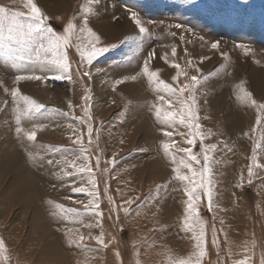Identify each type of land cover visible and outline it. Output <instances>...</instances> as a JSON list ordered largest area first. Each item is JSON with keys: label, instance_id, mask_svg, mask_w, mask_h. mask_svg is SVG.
I'll return each instance as SVG.
<instances>
[{"label": "rangeland", "instance_id": "obj_1", "mask_svg": "<svg viewBox=\"0 0 264 264\" xmlns=\"http://www.w3.org/2000/svg\"><path fill=\"white\" fill-rule=\"evenodd\" d=\"M35 3L49 17L45 24L55 33L61 34L70 19L77 32L70 46L61 49L70 65L67 73L40 70L43 57L37 59L30 51L39 37L27 46L29 50H22L31 60L19 61L7 48L0 49V238L8 257L0 264H167L170 256L196 264V240L184 224L186 188L192 187L200 197L195 207L205 230L206 254L200 264L241 260L261 264L264 112L239 100L235 86L243 82L252 98L264 103V0L246 4L243 0H197L196 6L187 0H100L88 14V27L100 37L96 47H117L91 64L77 51L78 45L82 50L90 47L91 37L79 32L87 0ZM24 5L25 0H0L2 7L28 13ZM129 8L139 13L147 33H138ZM18 19L31 22L28 16ZM217 41L219 49H212ZM240 43L251 49L248 55L236 47ZM152 52L155 55L149 60ZM165 53L168 63L161 58ZM145 60L150 71L158 70V79L177 89V95L157 90L159 86L143 73ZM172 63L181 66L176 80L178 70ZM32 74L45 78L15 81L17 75ZM133 75L135 80L125 79ZM193 75L200 84L180 93L184 85L191 86ZM116 80L124 82L116 84ZM13 88L44 106L28 117L21 116L19 127L35 131V141L16 132L18 105L20 110L27 105L11 95ZM161 95L171 106L158 99ZM85 96L90 97L87 102ZM189 105L195 118H186L183 124L178 117L175 123H164L155 115L156 108L187 114ZM258 115L260 125L256 124ZM165 131L173 135L166 136ZM194 133L198 135L190 145L187 140ZM78 136L82 144L73 143ZM163 143L173 145L167 154ZM212 144L217 147L208 149ZM256 144L261 146L253 160ZM180 148H190L199 159V163L191 161L192 171L184 167L182 161L188 162V154ZM205 150L209 157L206 173ZM78 155L82 158L76 160L77 166L92 168L95 188L87 173H76L65 163L66 157ZM174 169L192 177L194 183L177 179ZM74 187L87 191L73 192ZM207 190L211 191V209ZM89 191H95L97 198L89 196ZM130 193L133 200L129 203ZM97 203L99 208L93 211ZM133 213L137 224L130 229ZM142 215L155 217L157 223L148 229ZM101 233L104 245L94 239Z\"/></svg>", "mask_w": 264, "mask_h": 264}, {"label": "snow or ice", "instance_id": "obj_2", "mask_svg": "<svg viewBox=\"0 0 264 264\" xmlns=\"http://www.w3.org/2000/svg\"><path fill=\"white\" fill-rule=\"evenodd\" d=\"M243 2L246 4L248 3V0H243ZM100 3V0H87V6L85 7L86 15L83 18V24L79 27L80 33H87L88 36L91 37L89 40V48L81 49V47L77 46V51L79 52L80 56L82 58H86L88 64H91L93 59L102 55L103 53L108 52L111 48H116L117 45H111L106 47H96V43L99 42L100 37L91 29L88 27V14L93 13V5H98ZM187 3L196 6L197 0H187ZM25 7H27L30 11L28 13L24 12H18V11H11L6 7L0 6V49L7 48L8 53L13 55L15 59L19 61H24L25 59L31 60V56L25 57L22 54V50H29L27 48L28 45L32 44L34 39L36 37H39L38 41L36 42L35 46H33L30 51L35 54L37 59H40L43 57V62L41 63V71L44 72L47 71H53L58 70L61 73H67L70 65L67 61L66 54H61V49H66L71 44V37L76 34L77 32V25L73 23V20H69L66 26L64 27L61 34H57L54 32V30L45 24V21L49 19L40 7L35 3V0H25ZM130 13V19L134 22V24L137 26L138 33L144 34L147 33L148 29L144 26V22L141 19L139 13L137 11L132 10L131 8L128 9ZM21 16H28L30 21L29 23H22L18 18ZM162 23V22H161ZM176 28H181V24L174 25ZM190 31V30H189ZM174 35V33H173ZM220 44L219 42H213L211 44L212 49H219ZM237 48H240L243 51L244 55H248L251 52V49L243 44H237ZM155 55L154 52L150 53L149 60ZM171 55L175 57L176 55V49L175 47L172 48ZM222 56H226V53H221ZM162 59L165 60L166 63H168V54L165 53ZM204 59V58H202ZM46 62V63H44ZM148 60L144 61L143 65V73L148 77L149 81H154L159 87L158 91L165 90L167 93H170L171 95L175 96L177 95V89L172 88L167 82L158 79V70L157 71H150L148 67ZM189 63H191L189 61ZM172 67L176 68L177 74L175 77H173V80H176L177 77H179L182 73L180 70L181 66L178 63H172ZM184 75H187V73H183ZM84 75H88V73H84ZM44 76L40 75H17L15 77V81L19 82L21 80L25 79H35V80H42L44 79ZM56 79L63 78L62 76H56ZM137 77L135 75L131 77H125V79H132L135 80ZM68 79H71V76L68 75ZM191 86L184 85L182 88L179 89L180 93H183L186 88L195 89L198 84H200V79L193 75L191 76ZM123 80H116V84L123 83ZM237 89H239V95L238 99L248 103L252 106H255L258 113L264 112V103H257L255 99L252 98L251 92L247 91L244 87V83L241 82L235 86ZM5 91H8L7 88H5ZM11 95L14 98H18L19 100H23V102L27 105L26 108L23 110L19 109L18 105V111L20 112L19 115L16 116V124L18 125L16 128L17 134H20L24 132V130L19 127L21 124V116L28 117L33 112H38L43 105L39 104L37 101L33 100L32 98L28 96H24L20 93L19 88H13L11 90ZM86 102L90 99V97L85 96L83 98ZM159 100L165 101L169 106H171L170 100H165V96L161 95L158 96ZM191 100V104H195V98L194 96L189 97ZM69 107H71V103L69 102ZM87 109H85V115H87ZM155 115L158 120H162L164 123H175L177 120V117L179 118V123L183 124L185 123L186 118L194 119L195 116L192 113V107L191 105L188 106V112L185 114L184 112H174V111H163L161 108H156ZM256 124H261V116H257ZM42 127V126H41ZM195 128H199V124L193 125ZM252 131H255V128L252 129ZM93 132V128L91 126L88 127V135L91 137ZM24 135L29 141H35L36 139V132L35 131H29L24 132ZM164 135L166 136H172L173 133L170 131H165ZM198 135V133L193 134V139H188V144L194 143L195 136ZM247 135V133H245ZM262 138H264V133H262ZM89 142H91L89 140ZM73 143H79L82 144L83 141L78 136L76 140L73 141ZM175 142H173L174 144ZM260 144H256L253 148V160H256V148L260 147ZM173 147L172 144L163 143L162 148L167 154L168 151ZM217 146L215 144L208 145V149H215ZM179 151L185 152L188 154V162L182 161L185 168H188L190 171H192V165L191 161H195L196 163H199V159L195 154H192L190 148H180ZM85 150L82 148L81 153H84ZM82 157L80 155L76 156L74 159H68L65 158V163L68 166H71L74 168L76 173H87L89 175V183L95 188L96 181L95 178L92 176V168L86 167V166H77L76 160H80ZM83 159H87V156H83ZM203 159L205 161V166L203 168V172H208L209 169L207 167V161L209 159L207 155V151L205 150V154L203 156ZM98 162V161H97ZM49 164H52L53 161L49 160ZM257 167H260L261 165L257 164ZM176 171V178L180 180L188 181L189 184H193L194 181L192 177H189L188 175H181L177 170ZM67 175H72V173H66ZM195 172H192V176H195ZM249 177L253 175L252 168L249 167L248 169ZM251 182V181H249ZM201 188H206V185L201 183ZM73 192H84L87 191L84 187H74L72 189ZM196 189L195 187L192 188H186V194L188 196V202H187V215L185 217V229L187 231H191L193 233V239L196 240V248L198 249V252L195 254L196 264H200V258L203 257L206 254V247H205V230H204V222L199 219L198 216V209L195 207V201L199 200L200 197L195 195ZM209 202V209H211V191L207 190L206 192ZM88 195L93 197V199L97 198V193L95 191H89ZM93 201H89V204H92ZM62 207V206H61ZM86 208L88 205L85 206ZM99 208V204L97 203L95 205V209H92L95 211ZM125 212L128 211V209L124 210ZM97 215H102V213L98 212ZM197 227L199 228V232L197 233ZM94 239L97 241L98 244L104 245V239H103V233H101L98 236H95ZM80 240H83V237H80ZM77 244V247H80V243L78 241H72ZM213 243H216L215 239L213 240ZM106 246V245H105ZM117 255H119L117 253ZM8 257L6 255V247L5 243L2 238H0V260L7 261ZM178 264H191V260H184L181 259L178 261ZM237 264H247L246 260L238 261ZM261 264H264V259H262Z\"/></svg>", "mask_w": 264, "mask_h": 264}, {"label": "crops", "instance_id": "obj_3", "mask_svg": "<svg viewBox=\"0 0 264 264\" xmlns=\"http://www.w3.org/2000/svg\"><path fill=\"white\" fill-rule=\"evenodd\" d=\"M164 167V166H163ZM131 200H133L132 199V196H131V193L129 194V203L131 202ZM140 217V216H139ZM155 217H152V216H149V215H147V216H145V215H142V217L140 218V219H143L144 221H147V223H148V229L150 228L149 226H151V225H154L155 223H157V221H155V219H154ZM138 219V218H137ZM152 221V222H151ZM135 224H137V221H136V216L134 215V213H133V215H129V227L128 228H132L133 229V226H135ZM151 224V225H150ZM146 224H144L143 225V227L145 226ZM142 227V232L141 233H143L146 229H144ZM130 231V230H129ZM164 233H165V231L164 232H162L160 235L158 234V236L159 237H161V235L163 234L164 235ZM143 238V237H142ZM138 239V238H137ZM176 245V244H175ZM181 246V245H180ZM170 258V260L167 262V264H178V261L179 260H181V258H179V257H177V258H171V256L169 257ZM168 258V259H169Z\"/></svg>", "mask_w": 264, "mask_h": 264}, {"label": "bare ground", "instance_id": "obj_4", "mask_svg": "<svg viewBox=\"0 0 264 264\" xmlns=\"http://www.w3.org/2000/svg\"><path fill=\"white\" fill-rule=\"evenodd\" d=\"M50 126H52V125H50ZM60 128V127H59ZM19 175V174H18ZM16 179H17V177H16ZM21 179V178H20ZM25 189V188H24ZM23 191V190H22ZM22 191H20V192H22ZM11 192V191H10Z\"/></svg>", "mask_w": 264, "mask_h": 264}]
</instances>
